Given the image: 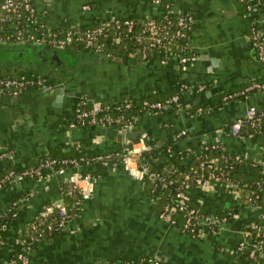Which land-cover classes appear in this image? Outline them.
Instances as JSON below:
<instances>
[{
  "label": "crops",
  "instance_id": "1",
  "mask_svg": "<svg viewBox=\"0 0 264 264\" xmlns=\"http://www.w3.org/2000/svg\"><path fill=\"white\" fill-rule=\"evenodd\" d=\"M165 1L172 4L175 12L194 18L190 42L198 59L192 65H161L157 57L141 61L131 55L109 60L107 56L111 54L97 55L83 49L77 54L74 48L67 49L62 61L45 63L36 56L29 57L22 47L0 46V77L41 75L55 78L64 87L63 93L58 89L46 93L34 88L18 96L0 95V152L8 150L13 154V159L0 160V171L11 165L32 163L56 147L65 151L80 139L91 137L97 147L109 146L116 140L100 137L92 128L73 129L69 133L66 124L80 97L110 104L149 96L162 98L173 93L180 83L208 84L209 89L203 95L184 93L176 108L166 109L158 116L139 117L133 130L139 131V135L126 140L127 145L135 148H142L152 140L170 145L174 155L187 150L200 153L206 143L216 140L215 129L242 117L249 105L264 108V91H254L247 98L228 101L216 109L207 107L202 114L193 109L221 90L264 83V62L252 48L247 11L239 1ZM256 3L255 16L264 31V0ZM31 4L38 19L51 29L89 26L99 20L129 15L145 19L159 16L151 0H32ZM84 5L88 8L83 9ZM94 55L103 58L102 61H94ZM209 91L211 94H207ZM197 99L200 103L194 106ZM184 128L189 129V135L177 138V132ZM217 140L231 153L264 167V139L238 140L224 132ZM162 163L163 157L152 161L149 168L153 171ZM88 170L96 178L85 210L62 232L39 242L28 254L29 264H106L138 257L154 258L160 264H241L227 249L236 247L243 238L241 230L249 222L264 216L262 206L255 210L242 208L232 195L222 190L191 188L188 193L192 203H198L206 211L232 212L225 229L219 233L191 239L158 218L159 202L152 199L147 179L127 177L123 168L112 169L102 164ZM73 172L67 170L41 181L26 179L0 189V214L30 194L26 207L10 223L9 242L0 247V264L13 252V240L44 210L45 204L61 201L60 188ZM177 221L181 223V215Z\"/></svg>",
  "mask_w": 264,
  "mask_h": 264
},
{
  "label": "built area",
  "instance_id": "2",
  "mask_svg": "<svg viewBox=\"0 0 264 264\" xmlns=\"http://www.w3.org/2000/svg\"><path fill=\"white\" fill-rule=\"evenodd\" d=\"M31 1L0 0V45L32 43L56 49H83L97 55H103L101 53L105 45L103 39L110 28H113L112 39L114 42H119L123 33L126 35L132 34L134 41L139 47L141 61L157 57L161 65L175 63L177 66L186 67L192 65L198 59L197 52L190 42V31L194 18L190 14L175 12L170 2L151 0V5L154 10L159 11V16L156 18H146L140 26L132 18L113 17L111 19L99 20L94 26L87 27L86 29H81L80 27L51 29L38 19L33 11ZM238 1L245 3V10L250 18L251 45L257 58L264 62V31L259 27L255 16L257 13L256 0ZM87 8V5L83 6V9ZM133 55L131 54V56ZM50 85V80L41 75L32 77L2 76L0 77V94L14 96L28 89H41ZM177 90L176 94L171 95L164 101H142L141 108L136 110V114L130 117H127L125 113L137 106L133 102V98L104 104L91 101L86 97H80L75 103L73 116L66 124V127L69 130L77 128H107L111 131L114 129L115 132L124 135L135 129L139 117L158 116L166 109H173L179 106L181 96L184 93L188 92L198 95L205 90V85L181 83L177 87ZM254 91L256 93L257 91H264V83L253 82L243 89L227 93L223 96V101L226 103L247 98L249 95H253L254 93L252 92ZM204 111L205 109L198 107L196 114H202ZM249 125L252 132L248 131ZM189 132L188 128L181 129L177 132L176 137L188 136ZM224 132L229 133L238 140L253 136H257L258 139H264V108L249 105L242 117L237 118L228 125L215 129L213 135L216 140L214 141L213 139V141L206 143L201 151L208 148L226 151L227 148L218 143L217 140ZM98 136L104 137V135ZM126 142H121L123 144L119 152L99 154L93 157H81L79 159H61L59 167H56L58 161L45 160L29 169H22L20 171L11 169L0 178V189L5 186L9 187L13 183L24 181L27 178L41 181L45 177L49 178L52 175H61L67 172V170H73L74 174L70 177L71 179H67V182L64 183L67 184V187L61 186L60 188L61 201H49L40 213L41 217L45 218L48 213L56 209L59 217L57 218L58 229L62 232L69 223L79 217L85 210L92 185L96 178L88 170V167L102 164L112 169L123 168L129 175L143 181L146 178H151L154 186L166 190L167 202L158 213V218L175 227L178 224L177 216L181 215L182 221L178 230L187 237L199 239L204 235L217 234L225 229L232 216V212L219 214L218 212L206 211L200 205H193L188 191L191 188L199 190L219 189L232 195L240 206L239 199L245 185L230 177V169L227 164L222 165L221 161L216 157L203 159L199 163V175L192 177L190 174L184 172L179 185L174 187L172 191L170 186L175 183V180L168 178L166 173L163 174L158 169L152 171L149 168L152 161L161 158L162 152L167 153L166 158L168 159L173 153L172 148L168 146L163 151L158 143L152 145L150 142L142 148H135L127 145ZM72 146L81 148L79 141H73ZM150 149H153V154L150 155L152 161L147 162L144 154ZM185 153V156L189 160L197 157L201 152L195 153L187 150ZM241 158L245 157L238 154L234 156V160L236 161L241 160ZM1 159H13L12 152L1 153ZM109 163L111 164L109 165ZM257 163L262 165L259 162ZM177 170L178 167L173 168V171ZM263 182L261 180V182L259 181L256 184L257 189L259 191L263 190L262 192L264 193ZM72 194H77L73 208L74 206L77 207L79 212L71 213L72 209H68L64 202V197ZM259 197L260 194L256 192L251 197L252 199H249L251 200L250 204L246 205L245 208L251 210L257 209L259 205L256 204V201ZM26 199L30 200V198ZM30 227L36 232V235L30 237L32 241L45 239V234H51L54 229L49 223L44 228L38 227L37 223H30ZM251 229H256L255 233L247 229L241 230L243 238L235 248L227 249V252L236 257L247 248L248 257L252 263H259V259L264 257V237H262L264 232L262 233L254 224H251ZM21 236L16 237L11 244L14 258H7L4 264H15L16 261L20 264H29L28 254L31 251L25 239ZM112 262V264H160L157 259L149 257L129 258L126 260L116 259Z\"/></svg>",
  "mask_w": 264,
  "mask_h": 264
},
{
  "label": "trees",
  "instance_id": "3",
  "mask_svg": "<svg viewBox=\"0 0 264 264\" xmlns=\"http://www.w3.org/2000/svg\"><path fill=\"white\" fill-rule=\"evenodd\" d=\"M163 1H165V0H163ZM165 2H167V1H165ZM239 3L242 6L243 10L245 11V3H241V2H239ZM127 17L134 19L139 26L142 23H144V21L146 20L145 18H140V17L134 16V15H129ZM247 22H248V25L250 27L249 17H247ZM95 24L89 25V26H82L80 28L86 29L87 27L94 26ZM137 29H138V27H137ZM113 32H114V29L110 28L106 37L103 39L105 42V45H104V48L102 49L101 53L103 55L104 54H111L115 57L130 56L131 54H134L133 56L140 59L139 47H138L137 43L134 41L132 34L126 35L123 33L121 35L120 41L114 42L112 39ZM32 76H37V75H29L27 77H32ZM208 89H209V85L206 84L205 90L202 91L200 94L203 95L205 93V91H207ZM233 91H236V90H234V89L223 90V91L221 90V91L215 93V95H213L209 98L203 99V101H201V103L193 109L196 110L198 107H201L202 109H205L207 107H212L214 109L221 107L225 103L223 101V96L225 94L233 92ZM177 92H178V90L176 88L173 91V93L166 95L162 98L152 97V96L143 97V98H139V99L135 98V99H133V102L137 106L135 108L128 110L125 113V115L127 117H130L131 115L136 114V112H137L136 110L141 108V103L144 100L149 101V102L164 101L165 99H167L171 95L176 94ZM193 109H191V111ZM112 131H114V129ZM248 131L252 132L250 125L248 127ZM251 138L256 139L257 136H253ZM91 140H92L91 137L85 138V139H80L79 145L81 146V148L72 146L65 151H61V146H60V147H56L55 149H52L48 153L41 154L32 163L29 162L23 166H20L18 164L17 165H11V166L7 167L6 169H3L2 171H0V178H2L11 169L16 170V171H20L22 169H29V168H32V167L39 165L40 163H42L45 160L58 161V164L56 167H59L60 166L59 161L61 159H67V158L79 159L81 157H93V156H96L99 154L116 153V152H119L121 149V146H119L120 142H118L114 139L112 140V142L109 146H105V147L94 146L93 143L91 142ZM150 143L153 145L154 143H157V141L152 140ZM160 146H161V149H163V151H165L166 148L170 145L163 144ZM6 151H8V150H5V152ZM2 152L3 151H1L0 154ZM152 154H153V149H150L148 152H146L144 154L145 160L147 162L152 161V159L150 157V155H152ZM161 154H163L161 156V157H163V164L161 166H159L157 169L159 172H162L163 174L166 173L168 175V178L175 180V183L170 186V189L172 191H173L174 187L179 185V183L182 179V174L184 172L190 174L192 177H197L199 175V163H200V161L203 159H206V158L208 159V158L216 157L221 161L222 165L227 164L229 166L230 177L232 179L240 181V183L245 185V187L242 189L241 197L239 199L240 207L245 208L246 205L250 204L251 200H249V199L251 197H253L254 194L257 192L258 194H260V197L257 199L256 204L259 205V207L262 206L264 208V193L262 192L263 190L259 191L257 189V184H256L259 181L261 182V180L264 181V172H263L264 168L262 165L258 164L257 162L256 163L252 162L251 160H249L247 158H241V160L236 161V160H234L235 154H232L231 152H229L227 150L221 151L219 149L215 150V149H210V148L201 151V153L197 157H193L189 160L185 156L186 155L185 152L180 154V155H174V153H172V155L169 156L168 159L166 158L167 153L162 152ZM110 164L111 163H109V165ZM175 167L176 168L178 167L177 171H173V168H175ZM146 179H147V184H149V186L148 185L147 186H148V190H149L150 194L152 195V199L157 200L159 202V204H158V206H159L158 213H159L163 209L164 205L167 202V197H166L167 192H166V190L159 189L158 186H154L151 178H146ZM6 184H8V183H6ZM263 184H264V182H263ZM62 186L67 187V184H64ZM6 187L7 186L3 187L2 189H5ZM253 192H254V194H253ZM76 196H77V194H72V195H68V196L64 197V202H65L67 208L72 209L71 213L79 212V209H77V207L74 206V208H73V203H74ZM29 197H30V194H28V193L25 194V196H23V198L20 201L14 202L11 206H9L6 210H4L0 214V247H3L4 245L8 244L9 237L7 235V232H8V228L10 226V223L18 216V214L21 212L22 208L26 207L27 201H28L26 198H29ZM47 204H48V202L45 204L44 208L46 207ZM192 204L199 206L198 203H196V204L192 203ZM219 214H221V213H219ZM57 218H59V217H58L56 209H53L50 213H48L45 216V218L41 217V214H37L33 218V220H31L29 222V224L25 225V227L21 230V232L18 234V236L22 235L21 237H23V239H25L27 246H29L30 251H32L39 244V242H41L44 239H42L41 241H39V240L38 241H32L30 239L31 236L36 235L35 230H33L30 227V223H37L38 227H41V228H44L45 225L48 223L51 224L54 227V229H53V232L51 234H48V233L45 234V239H47V238L52 237L54 234L60 233V231L58 229ZM251 224H254L255 226H257V228L262 233L264 232V216L255 217L251 222H249V224H247L245 226L244 229L251 230L253 233H255L256 229H251ZM179 226H180V223L176 225L177 228H179ZM262 237H264V234L262 235ZM13 258H14V254L12 252L9 255V259H13ZM236 259L241 264H262V263H264V257L259 259V263L258 262L252 263L251 259L248 257V249L247 248L244 249L238 256H236ZM113 261H115V260H113ZM112 263H113L112 261H109L106 264H112ZM15 264H20V263L18 261H16ZM115 264H118V263H115ZM119 264H123V263H119Z\"/></svg>",
  "mask_w": 264,
  "mask_h": 264
},
{
  "label": "water",
  "instance_id": "4",
  "mask_svg": "<svg viewBox=\"0 0 264 264\" xmlns=\"http://www.w3.org/2000/svg\"><path fill=\"white\" fill-rule=\"evenodd\" d=\"M2 46L12 48V49L13 48L19 49L22 47L25 49V51H26L27 55H29V57L30 56H33V57L36 56L37 58H39L41 61H43L45 63L46 62H52L55 60H61L62 61L64 59V56L67 54V49H56V48L47 47L45 45H37V44H32V43L23 44V45H2ZM80 51H81L80 49H77V51L75 53L80 52ZM102 59L103 58H100L99 56L94 55V61H97V60L102 61ZM107 59L115 60L114 56H111V55H108ZM49 80L51 82V85L46 87V88H41L40 90L48 93V92H51V91L58 89V91L60 93H63L64 87H63V85L61 86V82L56 81L55 78H50ZM207 94H211L210 91ZM0 95H2V94H0ZM14 96H18V95H14ZM199 103H200V99H197L193 105L195 106ZM77 129H79V128H77ZM92 129H94V134L104 135L107 137H113L118 142H124L128 139L136 138L139 135V131H137V130L132 131L130 133H126L123 135L121 133L111 131L107 128H92ZM70 132H71V130L69 131V133ZM68 140H71V138H69ZM127 177H130V175L128 173H127Z\"/></svg>",
  "mask_w": 264,
  "mask_h": 264
}]
</instances>
